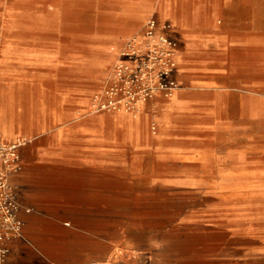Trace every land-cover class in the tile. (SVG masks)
<instances>
[{"label":"crops","instance_id":"obj_1","mask_svg":"<svg viewBox=\"0 0 264 264\" xmlns=\"http://www.w3.org/2000/svg\"><path fill=\"white\" fill-rule=\"evenodd\" d=\"M214 37L245 53L252 44L247 35ZM195 46L180 52L179 89L171 98L144 103L137 116L85 111L89 95L62 99L36 127H22L1 111L0 125L14 133L9 138L0 129L5 141L33 138L20 149L22 169L13 176L19 200L31 210L21 213L23 234L6 241L7 264H250L249 255H236L233 236L249 230L229 215L248 206L234 201L230 185L237 178L264 185V167L252 172L209 159V125L201 120L214 115L217 124L225 90L245 95L252 83L226 86L192 77L196 69L214 77L228 72ZM153 185L174 188L187 202L183 221L161 226L157 240L151 235V199L165 196L151 192ZM173 230L180 240L170 238ZM220 236L228 238L233 255L220 256ZM260 256L264 260V247Z\"/></svg>","mask_w":264,"mask_h":264},{"label":"rangeland","instance_id":"obj_2","mask_svg":"<svg viewBox=\"0 0 264 264\" xmlns=\"http://www.w3.org/2000/svg\"><path fill=\"white\" fill-rule=\"evenodd\" d=\"M149 19L156 21V32L173 38L177 67L182 48L193 43L200 56L205 50L216 67L228 71L214 77L196 69L192 77L214 78L226 86L252 83L245 95L226 89L219 122L215 124L212 115L203 117L201 123L209 125L205 139L209 159L262 171L264 0H0V113L4 110L29 128L40 125L44 116L70 96L89 95L85 111L110 110L103 105L112 98L108 93L112 89H118L115 97L124 100L129 88L142 96L144 89L151 91L155 85L153 96L143 104L158 97L171 98L179 89L170 94L168 88L171 80L178 83L176 70L168 76L158 71V63H152ZM177 33L183 39L175 36ZM214 34L247 35L252 44L245 53L233 45L217 43ZM10 127L0 125L3 134L12 138ZM153 127L157 128L154 120ZM32 140L24 139L21 148ZM20 157L22 160L21 151ZM238 179L230 185L232 197L248 209L236 208L229 215L233 223L249 232L233 233L236 255H249L250 264H264L260 256L264 247V185ZM151 192L165 196L151 199V235L157 240L161 226L183 221L187 202L174 188L153 185ZM171 232L170 238L180 240L181 233ZM219 239L220 256L233 255L228 238Z\"/></svg>","mask_w":264,"mask_h":264},{"label":"built area","instance_id":"obj_3","mask_svg":"<svg viewBox=\"0 0 264 264\" xmlns=\"http://www.w3.org/2000/svg\"><path fill=\"white\" fill-rule=\"evenodd\" d=\"M148 22L152 63L154 65L158 63L159 72L162 71L171 76L177 67L174 40L163 32H156L157 23L154 19H149ZM154 87L155 85H151V91L144 89L141 93L142 96H140V93H137L138 95L134 94L132 89L129 88V95L124 100L115 97V92L118 89H112L108 92L112 98L103 105V108L114 109L118 112L122 109L133 111L139 99L142 98L141 100L145 101L147 97L153 96ZM168 88L170 94H173L179 88V85L171 80ZM138 96L140 97L137 99ZM155 128L153 127V129ZM25 142L20 140L7 142L0 133V264H7L6 259L9 249L6 246V241L23 234L25 221L21 216L22 211L30 212L31 210L19 200L18 185L13 182L14 174L22 169L20 148Z\"/></svg>","mask_w":264,"mask_h":264},{"label":"bare ground","instance_id":"obj_4","mask_svg":"<svg viewBox=\"0 0 264 264\" xmlns=\"http://www.w3.org/2000/svg\"><path fill=\"white\" fill-rule=\"evenodd\" d=\"M142 99V98H141ZM141 99H139L138 100V103H137V106H136V108L133 110V111H130V110H124V109H122V110H120L119 112H126V113H130V114H132V115H138V113H139V108H140V106L143 104V100H141ZM0 133H1V135H2V132H1V130H0ZM3 136V135H2ZM4 138V137H3ZM28 137H26V136H20V137H17L16 139H15V141H18V140H20V141H23L24 139H27ZM95 264H104V263H102V262H96Z\"/></svg>","mask_w":264,"mask_h":264}]
</instances>
